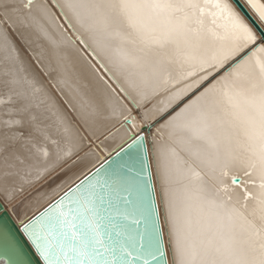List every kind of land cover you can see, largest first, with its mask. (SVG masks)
Here are the masks:
<instances>
[{"label":"snow or ice","instance_id":"snow-or-ice-1","mask_svg":"<svg viewBox=\"0 0 264 264\" xmlns=\"http://www.w3.org/2000/svg\"><path fill=\"white\" fill-rule=\"evenodd\" d=\"M0 264H264V0H0Z\"/></svg>","mask_w":264,"mask_h":264},{"label":"bare ground","instance_id":"bare-ground-1","mask_svg":"<svg viewBox=\"0 0 264 264\" xmlns=\"http://www.w3.org/2000/svg\"><path fill=\"white\" fill-rule=\"evenodd\" d=\"M115 145H113V147H114Z\"/></svg>","mask_w":264,"mask_h":264}]
</instances>
